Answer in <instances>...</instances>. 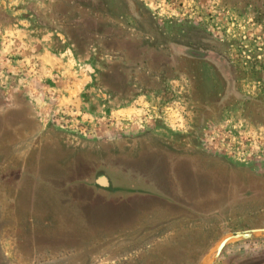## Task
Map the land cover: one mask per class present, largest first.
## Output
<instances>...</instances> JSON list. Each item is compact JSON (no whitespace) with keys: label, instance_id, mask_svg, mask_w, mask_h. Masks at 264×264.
Returning <instances> with one entry per match:
<instances>
[{"label":"rangeland","instance_id":"obj_1","mask_svg":"<svg viewBox=\"0 0 264 264\" xmlns=\"http://www.w3.org/2000/svg\"><path fill=\"white\" fill-rule=\"evenodd\" d=\"M263 78L264 0H0V264H201L263 228Z\"/></svg>","mask_w":264,"mask_h":264},{"label":"water","instance_id":"obj_2","mask_svg":"<svg viewBox=\"0 0 264 264\" xmlns=\"http://www.w3.org/2000/svg\"><path fill=\"white\" fill-rule=\"evenodd\" d=\"M264 236V227L263 228H254V229H247V230H240L234 233H230L226 235L217 245L214 257L211 261H204L201 264H212L221 254L223 249L227 246V244L233 240H240V239H252L257 237Z\"/></svg>","mask_w":264,"mask_h":264},{"label":"trees","instance_id":"obj_3","mask_svg":"<svg viewBox=\"0 0 264 264\" xmlns=\"http://www.w3.org/2000/svg\"><path fill=\"white\" fill-rule=\"evenodd\" d=\"M263 80H264V78H263ZM261 93H264V83H263L262 88H261ZM255 105L256 106H260L261 104L255 102ZM255 120L257 121V123H261V124L263 123L264 124V119L263 118H261V119H255Z\"/></svg>","mask_w":264,"mask_h":264}]
</instances>
